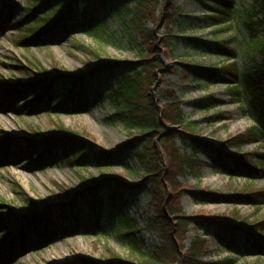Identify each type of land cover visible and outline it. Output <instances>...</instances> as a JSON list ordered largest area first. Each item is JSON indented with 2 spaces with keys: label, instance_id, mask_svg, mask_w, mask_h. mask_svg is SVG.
Segmentation results:
<instances>
[{
  "label": "rangeland",
  "instance_id": "1",
  "mask_svg": "<svg viewBox=\"0 0 264 264\" xmlns=\"http://www.w3.org/2000/svg\"><path fill=\"white\" fill-rule=\"evenodd\" d=\"M175 4L182 6L185 14L191 18H200L203 14L201 3L196 0H175ZM114 7H117V3H114ZM97 8L103 31L97 32L95 37L86 36L74 23L68 36L59 31L40 45H36L32 39L24 45L22 41L31 33L34 22L49 12L51 7L40 4V0H0V264H121L118 261L120 259L127 264H141V253L157 254L160 260L166 258L167 263L189 264L172 247L162 248L163 243L158 235L146 228L148 221L154 219V209L140 176L141 168L130 146H137L134 136L138 135V130L133 136L125 128L107 95L97 91V79L91 77L93 72L100 69V62L138 61L137 52L131 48L119 23L111 19V14L104 13L101 3ZM122 20L127 26V19ZM192 24V27L185 28L183 37L201 38L207 42L210 50L202 54L186 49L180 43L171 57H163L160 88L172 90L182 103L185 122L190 126L189 134L219 148L227 141L245 134L255 123L263 128L257 117H252L253 111L249 105L251 96L255 98L260 93L252 91V88L246 90L240 87V100L235 101L230 87L222 80L206 85L193 81L191 74L184 72L186 65L220 68L225 62L211 53L217 45V41L211 40V29L199 19L192 20ZM147 28L151 29L152 25L147 24ZM163 32L161 30L159 34ZM173 34L178 36V30L174 29ZM132 35L136 36L133 32ZM228 37L226 33L220 40L224 41ZM237 40L239 42L241 38ZM80 44L88 49L77 48ZM232 49L236 52L235 62L240 74L253 76L262 63L261 57L245 43L238 46L233 44ZM35 62L41 67L40 70L48 74L35 71V77L29 78L18 68ZM116 75L119 73L116 72ZM64 77H75L82 82L79 105L72 114H67L64 109L44 108L34 98L37 90L28 91V86L36 80L49 78L56 82V93L62 94ZM107 83L112 85L113 80L109 79ZM208 96H213L219 102V107L203 110L201 101ZM257 105L260 111H264V97L257 101ZM219 118L222 120L219 121ZM63 128L66 132L80 135L84 141H94L104 149L109 158L101 170L96 169L93 156L89 153L86 169L65 163L60 147L54 151L52 159L47 157L40 162L34 160L36 155L29 152L30 141L63 136L66 134ZM176 129L167 127L171 131ZM187 144L183 149L186 154H190ZM175 145L182 147L178 140ZM263 150L264 136L260 144L248 145L237 154L251 156ZM213 157L210 148L198 149L193 158L194 166L186 173V188L197 187L198 194L206 192L215 196L232 194L246 186L264 189V177L252 181L229 179L221 171L212 168ZM67 166H70L69 170ZM88 175L96 180H103L104 175L124 180L127 190L123 212L136 223V230L143 241L139 252L118 243L112 233H108L107 238L92 234L83 220L78 222L75 229L70 228L67 235L60 232L59 225H55L50 239L35 240L32 235L21 238L19 217L31 210L26 207L27 196L24 192L37 206L31 212L38 215L48 212L51 221H60L63 220V205L92 186L93 182L86 184L84 180ZM102 203L101 223L107 224L111 217L108 208ZM180 207L187 215L218 221L230 222L235 212L249 222L264 220V207L255 208L246 203L234 206L222 199L203 201L194 199L190 193L182 196ZM78 212L81 216L85 214L84 201H78ZM235 223L238 225V222ZM215 227L211 226L209 232H214ZM6 231L12 235L7 237ZM196 235L206 240L205 249H198L195 257L199 262H220L227 258L237 260L236 264H264L258 263L254 256L239 258L244 248L242 237L237 239L241 248L235 250V254H226L223 248L216 247L213 235L205 237L202 231L195 229L187 234L182 244L183 252L189 248Z\"/></svg>",
  "mask_w": 264,
  "mask_h": 264
},
{
  "label": "trees",
  "instance_id": "2",
  "mask_svg": "<svg viewBox=\"0 0 264 264\" xmlns=\"http://www.w3.org/2000/svg\"><path fill=\"white\" fill-rule=\"evenodd\" d=\"M196 1L201 3L200 10L203 14L200 18L187 16L183 7L175 4V0H40V4L51 7V10L38 17L30 28L31 33L26 35L22 43L27 45L32 39L36 45H40L59 31L68 36L74 23L80 32L95 37L97 32L103 31L97 11L101 3L104 13L111 14V19L119 23L131 48L137 52L136 63L100 62V69L93 72L91 77L97 79V91L107 95L125 128L133 136L135 130H138V135L134 136L137 146H130L133 148V157L141 168L140 176L154 209V219L148 221L146 228L158 235L163 243L162 248L172 247L182 254L184 261L189 264H236L237 261L227 258L220 262L197 261L195 257L198 249L203 250L206 245V240L199 239L197 235L189 248L183 252L182 244L192 229L202 231L205 237L213 235L216 247L223 248L229 254H235V250L241 248L237 239L242 237L244 248L239 258L254 256L258 263H262L264 220L249 222L239 217L238 212L231 216L230 222L187 215L180 207V199L190 193L194 199L200 198L203 201L222 199L234 206L246 203L255 208L264 207V189L246 186L232 194L215 196L206 192L198 194L197 187L188 189L185 181L186 173L192 170L193 158L200 147L210 148L214 156L212 168L221 171L229 179L252 181L260 176L264 177V150L251 156L237 154L248 145L260 144L264 136V111H260L257 105V101L264 97V0ZM114 3H117V7H114ZM34 12L33 9L32 13ZM122 18L127 19V26ZM197 19L211 29V40L217 41L211 51L212 55L223 58L225 62L220 68L186 65L184 72L190 73L193 81L204 82L206 85L215 84L218 79L222 80L230 87L235 101L240 100V87L246 90L252 88V91L260 93L255 98L252 97L254 95L251 96L249 105L253 111L252 117H257L256 120L263 124V128L255 123L245 134L227 141L219 148H214L189 134L190 126L185 122L182 103L172 90L160 88L163 57H171L180 43L194 52H209L207 42L201 38L183 37L185 28L192 27V20ZM147 24H151L152 28L148 29ZM174 29L178 30V36H174ZM161 30L164 32L159 34ZM132 32L136 36H133ZM226 33L228 39L220 40ZM238 38H241L239 42ZM240 43H245L261 57L262 63L253 76L241 75L238 70L235 62L236 52L232 45L238 46ZM76 47L88 49L83 44ZM18 68L29 78L35 77V71L48 74L40 70L37 62ZM116 72L119 73L118 76ZM109 79L113 80L112 85L107 83ZM81 83L78 78L64 77L63 92L57 94L54 80L39 79L28 86V91L37 90L34 98L44 108L51 105L53 110L64 109L67 114H72L79 105ZM153 88H156V91L152 90ZM219 105L213 96L201 101L203 110L214 109ZM220 120L222 119L219 118ZM168 126L177 129L167 130ZM62 131L66 132L64 128ZM176 140L180 141L182 147L175 145ZM186 143L190 154H186L183 149ZM29 147V152L36 155L34 160L37 162L47 157L52 159L54 151L60 147L65 163L74 164L79 169H86L88 153L93 156L94 165L98 170L102 169L109 158L104 149L94 141H84L80 135L71 132H66L60 137L30 141ZM102 179H92L88 175L84 180L86 184L93 182L92 186L76 196L73 201L63 205V222L59 224L61 231L67 235L70 228L75 229L78 222L83 220L92 234L107 238V234L112 233L118 243L139 252L143 241L136 230V223L123 212L127 190L124 180L107 175L102 176ZM24 194L27 196L26 207L37 209L31 198L25 192ZM102 200L111 217L107 224L101 223ZM78 201L85 203L83 216L78 212ZM31 210L22 219L19 218L21 238L32 235L35 240L50 239L55 222L51 221L48 212L38 215ZM235 222H238V225ZM214 225L215 231L209 232V228ZM6 233L7 237L12 235L8 231ZM141 257V264H172L167 263L166 258L160 260L157 254L141 253ZM118 261L127 264L121 259Z\"/></svg>",
  "mask_w": 264,
  "mask_h": 264
}]
</instances>
